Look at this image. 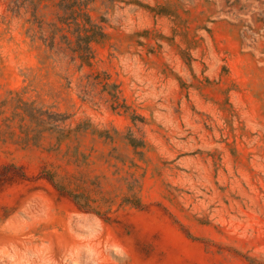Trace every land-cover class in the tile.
Masks as SVG:
<instances>
[{
  "label": "rangeland",
  "instance_id": "obj_1",
  "mask_svg": "<svg viewBox=\"0 0 264 264\" xmlns=\"http://www.w3.org/2000/svg\"><path fill=\"white\" fill-rule=\"evenodd\" d=\"M60 2L0 0V264H264V0H89L88 60Z\"/></svg>",
  "mask_w": 264,
  "mask_h": 264
},
{
  "label": "trees",
  "instance_id": "obj_2",
  "mask_svg": "<svg viewBox=\"0 0 264 264\" xmlns=\"http://www.w3.org/2000/svg\"><path fill=\"white\" fill-rule=\"evenodd\" d=\"M88 4L89 0H61L60 2L63 14L59 17V23L69 28L74 27L73 34L76 33L79 49L84 53L81 56L83 60L89 59L90 43L99 35H104L102 28L93 22L91 15L87 12Z\"/></svg>",
  "mask_w": 264,
  "mask_h": 264
}]
</instances>
